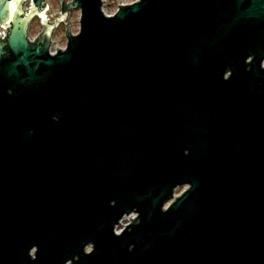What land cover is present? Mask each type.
<instances>
[{"label":"water","instance_id":"obj_1","mask_svg":"<svg viewBox=\"0 0 264 264\" xmlns=\"http://www.w3.org/2000/svg\"><path fill=\"white\" fill-rule=\"evenodd\" d=\"M27 1L0 0V264H264V0Z\"/></svg>","mask_w":264,"mask_h":264},{"label":"rangeland","instance_id":"obj_2","mask_svg":"<svg viewBox=\"0 0 264 264\" xmlns=\"http://www.w3.org/2000/svg\"><path fill=\"white\" fill-rule=\"evenodd\" d=\"M136 1H138V0H102V2H103L102 11L107 16H113L118 11V9H119L120 6H122V5H129V4L135 3ZM79 19H80V12L78 11L77 13H75L73 15V18H72V20L70 22V27H71L70 28V31H71V34H77L78 33V31H79ZM39 31H40V27L38 26V24H35L33 26V28L31 29L30 37L33 38L35 35L38 34ZM54 42H56V43L54 44L55 46L52 48V52H55L56 49H58V48L64 49L66 47V44H67V36H66V33H65V29L64 28H61L59 30V33H57V35L54 36ZM186 189H187L186 187L178 188L175 191L174 196L175 197L181 196L186 191ZM129 217H131V216H129ZM136 217H137V215H136ZM128 221L123 222V223L124 224H127ZM123 225L122 226L119 225L115 229V233L116 234L119 235V234H121L123 232V230L125 229L124 228L122 230ZM121 230H122V232H121ZM87 251L89 252L90 251V248H88Z\"/></svg>","mask_w":264,"mask_h":264},{"label":"flooded vegetation","instance_id":"obj_3","mask_svg":"<svg viewBox=\"0 0 264 264\" xmlns=\"http://www.w3.org/2000/svg\"><path fill=\"white\" fill-rule=\"evenodd\" d=\"M62 1H63V0H44V2H45V9H46V10H45V15H46V17H47V19H48V21H49L50 24H54V23H56V22L58 21V19L60 18L59 13H60V10H61V2H62ZM74 1H75V0H67L66 5H69V4L73 3ZM30 5H31V0H28V1L24 4V7H23L24 10H28L29 7H30ZM78 11L80 12L79 9H73V10L71 11V14H70V17H69V22H68V25H67V26H66L64 23H60V24L58 25V27L55 28V30H54V32H53L52 39H51L52 43L55 44V42H54V36L57 35V33H59V30H60L61 28H64V29H65V33H66V36H67V29H68V27H69V29L71 28V27H70V22H71V20H72V18H73V15H74L75 13H77ZM35 24H38V26L40 27V31L38 32L37 35H35V36L32 38V37H30L31 29L33 28V26H34ZM43 30H44V26H43V23H42V18L39 17V16L35 17V18L31 21L30 26H29V31H28V38H29V40H30L31 42H35V41L38 39L39 35L43 32ZM2 33H3V34H2ZM5 35H8V29H6L4 25H1V26H0V39L3 40V37H4ZM73 35H75V34H73ZM3 41H4V40H3Z\"/></svg>","mask_w":264,"mask_h":264},{"label":"built area","instance_id":"obj_4","mask_svg":"<svg viewBox=\"0 0 264 264\" xmlns=\"http://www.w3.org/2000/svg\"><path fill=\"white\" fill-rule=\"evenodd\" d=\"M3 34V33H2ZM55 45L53 44V46L50 48V53L52 54V55H55L56 54V52H57V50H59L60 48H58V49H56V51L55 52H52V48L54 47ZM60 50H63V49H60ZM129 216H131V217H129ZM129 216H125L121 221H120V226H122L124 223L123 222H126V221H128V223L127 224H124L123 225V228H122V230L124 229V228H126V226H128L129 224H131L132 223V220H135L136 219V214H131V215H129ZM122 230H121V232H122Z\"/></svg>","mask_w":264,"mask_h":264}]
</instances>
